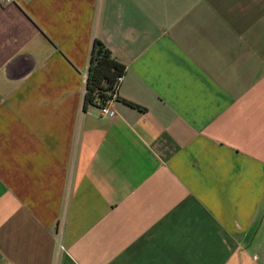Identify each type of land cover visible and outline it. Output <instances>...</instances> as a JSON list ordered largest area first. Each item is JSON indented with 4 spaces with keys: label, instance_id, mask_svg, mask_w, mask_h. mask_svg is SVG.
I'll use <instances>...</instances> for the list:
<instances>
[{
    "label": "crops",
    "instance_id": "crops-1",
    "mask_svg": "<svg viewBox=\"0 0 264 264\" xmlns=\"http://www.w3.org/2000/svg\"><path fill=\"white\" fill-rule=\"evenodd\" d=\"M10 1L0 264H264V0ZM95 40L115 117L84 110Z\"/></svg>",
    "mask_w": 264,
    "mask_h": 264
},
{
    "label": "trees",
    "instance_id": "trees-1",
    "mask_svg": "<svg viewBox=\"0 0 264 264\" xmlns=\"http://www.w3.org/2000/svg\"><path fill=\"white\" fill-rule=\"evenodd\" d=\"M126 71V66L121 64L113 56L112 52L101 43L95 40L92 55H90V66L88 70L87 86L84 101V110L88 107H104L107 102L117 96L116 88ZM132 108L140 109L138 105L122 100Z\"/></svg>",
    "mask_w": 264,
    "mask_h": 264
},
{
    "label": "built area",
    "instance_id": "built-area-1",
    "mask_svg": "<svg viewBox=\"0 0 264 264\" xmlns=\"http://www.w3.org/2000/svg\"><path fill=\"white\" fill-rule=\"evenodd\" d=\"M6 2L11 3L10 0H6ZM116 91H117V88H116ZM115 99H116V96L114 95V98L112 100L107 102L104 107L100 108L101 114L103 116H108V117H115L116 116V113L114 112L113 107H112V102H114Z\"/></svg>",
    "mask_w": 264,
    "mask_h": 264
}]
</instances>
